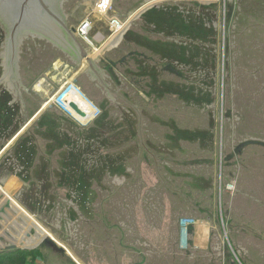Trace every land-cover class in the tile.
<instances>
[{"label":"rangeland","instance_id":"1","mask_svg":"<svg viewBox=\"0 0 264 264\" xmlns=\"http://www.w3.org/2000/svg\"><path fill=\"white\" fill-rule=\"evenodd\" d=\"M98 1L58 5L140 112L147 152L85 62L21 37L0 84V238L47 264H76L65 249L80 264H264V0H112L107 18ZM112 17L128 20L118 34ZM6 36L0 22V79ZM67 81L80 94L56 98ZM182 220L215 222L204 248L189 231L180 248Z\"/></svg>","mask_w":264,"mask_h":264},{"label":"water","instance_id":"2","mask_svg":"<svg viewBox=\"0 0 264 264\" xmlns=\"http://www.w3.org/2000/svg\"><path fill=\"white\" fill-rule=\"evenodd\" d=\"M58 2L59 0H0V22L4 25L7 34L5 40L7 65L6 72L0 79V84L6 78L12 80V78L16 79L17 77V55L21 37L30 33L40 34L39 36L53 42L60 50L68 54L77 66H82L85 62L89 73L100 86L136 113L140 145L147 152L142 142V117L140 112L104 82L102 75L95 66L96 62L90 58L84 46L77 39L75 30L70 29L66 24L65 18L60 13ZM151 158L154 160V156ZM5 207L9 208L8 205ZM49 241L47 240V242ZM7 249L12 250L15 247L9 246Z\"/></svg>","mask_w":264,"mask_h":264},{"label":"built area","instance_id":"3","mask_svg":"<svg viewBox=\"0 0 264 264\" xmlns=\"http://www.w3.org/2000/svg\"><path fill=\"white\" fill-rule=\"evenodd\" d=\"M111 7H112V0H99L95 7V12L99 14L100 16H105V18H107L106 16H108V13L111 10ZM108 22H109L111 31L114 34H118L117 29L119 28V26H122V27L124 26L126 28L127 26L126 22L128 23V20H126V22H123V20L118 17H112L110 18V20H108ZM89 27H90L89 24L87 22H84L82 26L76 31L77 35L82 37L83 40H85L88 43H90V40L88 39ZM124 31L122 33H124ZM189 226L190 225L184 220L181 221L180 233H179L180 234V248H184V250H187L190 245V238H189V232H188Z\"/></svg>","mask_w":264,"mask_h":264},{"label":"crops","instance_id":"4","mask_svg":"<svg viewBox=\"0 0 264 264\" xmlns=\"http://www.w3.org/2000/svg\"><path fill=\"white\" fill-rule=\"evenodd\" d=\"M68 82V81H67ZM66 82V83H67ZM66 83H63V85H62V87L60 88V90L57 92V94H56V98L60 95V94H62L63 93V91L66 89V91L63 93L64 95L65 94H75L74 95V97H76V94H80L79 93V91H78V89H76V87L74 86V85H72L71 84V81L68 83V84H70L69 86H68V84L66 85ZM66 85V86H65ZM55 99V98H54ZM53 99V100H54ZM52 100V101H53ZM63 107V106H62ZM64 108V107H63ZM212 212H214V210L212 211ZM215 220H216V217H215ZM204 224H206V226L208 227V231H209V234L211 233L212 234V232L215 230L214 228H215V222L213 221V222H210V220H207V222L206 223H204ZM189 232L192 234V237L195 235V237H196V232H197V227H194V228H192L191 226H189ZM215 233H216V235L218 234L219 235V232H217V231H215ZM175 235H176V237H178L179 236V233L177 234V233H175ZM12 238H14V239H16V237L13 235V237ZM2 241H4V242H6V243H8V244H10V246H12L13 245V241H12V243L11 242H9V241H6V240H4L3 238H0V242L2 243ZM15 242V241H14ZM27 246V245H26ZM9 246H7V247H5L4 248V246H3V244H1L0 245V254H3L6 250H8L7 248H8ZM220 250H219V246H218V250H216V253H218ZM216 256L219 258V255H217L216 254ZM209 258L211 259V261L210 262H208L207 260H205L206 262L204 263V264H219L218 262H217V260L212 256V255H210L209 256ZM212 259H214L215 260V263H212ZM65 260L66 261H68L69 263H71L72 264V262L71 261H69L66 257H65ZM73 261V260H72ZM191 261H195V260H191ZM202 263V262H201ZM35 264H47V263H45V261L44 260H40V261H36V263Z\"/></svg>","mask_w":264,"mask_h":264},{"label":"bare ground","instance_id":"5","mask_svg":"<svg viewBox=\"0 0 264 264\" xmlns=\"http://www.w3.org/2000/svg\"><path fill=\"white\" fill-rule=\"evenodd\" d=\"M120 27L121 26H119V28L117 29V30H119L120 29ZM70 81H68L67 83H66V85L69 83ZM65 85V86H66ZM72 109H74L73 107H72ZM0 191L7 197V198H9L5 193H4V191H3V189H0ZM15 206H16V208L18 209V210H20V212H21V214H24V211L20 208V207H18V205L17 204H15ZM26 214V213H25ZM26 216V215H25ZM30 218V217H29ZM31 219V218H30ZM32 221V220H31ZM208 233H209V231H208V227L206 226V224H204V223H197V232H196V237H195V243H196V245H198V246H200V247H205L206 246V242H207V239H208ZM44 234L48 237V238H50V235L48 234V233H45L44 232ZM54 239V238H53ZM56 240V239H55ZM60 243V242H59ZM66 248V247H65ZM66 250V252H67V254H68V256L76 263V264H80L79 263V260L70 252V251H68L67 249H65Z\"/></svg>","mask_w":264,"mask_h":264},{"label":"trees","instance_id":"6","mask_svg":"<svg viewBox=\"0 0 264 264\" xmlns=\"http://www.w3.org/2000/svg\"><path fill=\"white\" fill-rule=\"evenodd\" d=\"M33 255V253L27 254V257L30 258L27 262L25 253L21 252L20 249H8L3 254H0V264H35L37 260H34Z\"/></svg>","mask_w":264,"mask_h":264}]
</instances>
